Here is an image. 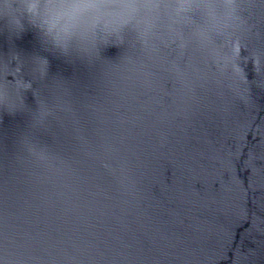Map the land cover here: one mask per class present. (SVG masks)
<instances>
[{
    "label": "water",
    "instance_id": "water-1",
    "mask_svg": "<svg viewBox=\"0 0 264 264\" xmlns=\"http://www.w3.org/2000/svg\"><path fill=\"white\" fill-rule=\"evenodd\" d=\"M124 2L91 62L0 20V264H264V0Z\"/></svg>",
    "mask_w": 264,
    "mask_h": 264
},
{
    "label": "clouds",
    "instance_id": "clouds-1",
    "mask_svg": "<svg viewBox=\"0 0 264 264\" xmlns=\"http://www.w3.org/2000/svg\"><path fill=\"white\" fill-rule=\"evenodd\" d=\"M201 7L212 11L215 5L193 0L178 11L190 14L191 10ZM221 7L225 15L235 13V0H222ZM143 12V4L129 6L124 0H0V20L9 31L18 35L26 26L30 27L51 49L65 57L75 56L88 62L99 58L104 46L125 44L126 31H135L132 21L138 23L137 18ZM129 14L132 20L121 23V18ZM11 60H15V67L11 66ZM23 63L19 56L5 62L0 105L8 111H13L9 101L24 103V91L32 88V82L23 78ZM34 64V72L46 74L45 58H36ZM14 69L17 74H13Z\"/></svg>",
    "mask_w": 264,
    "mask_h": 264
}]
</instances>
